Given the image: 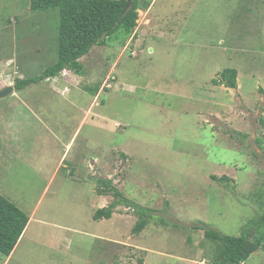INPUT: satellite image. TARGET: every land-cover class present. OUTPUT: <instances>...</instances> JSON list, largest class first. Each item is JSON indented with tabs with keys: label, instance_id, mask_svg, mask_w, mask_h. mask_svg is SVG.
Here are the masks:
<instances>
[{
	"label": "rangeland",
	"instance_id": "rangeland-1",
	"mask_svg": "<svg viewBox=\"0 0 264 264\" xmlns=\"http://www.w3.org/2000/svg\"><path fill=\"white\" fill-rule=\"evenodd\" d=\"M146 1L136 35L42 80L59 10L0 0V86L30 81L0 100V194L30 218L0 264H211L205 230L240 237L264 214V0ZM229 68L236 89L214 83ZM102 179L130 206L94 220L115 199Z\"/></svg>",
	"mask_w": 264,
	"mask_h": 264
},
{
	"label": "trees",
	"instance_id": "trees-1",
	"mask_svg": "<svg viewBox=\"0 0 264 264\" xmlns=\"http://www.w3.org/2000/svg\"><path fill=\"white\" fill-rule=\"evenodd\" d=\"M129 0H31V9L36 12L58 9L60 13L59 27V58L49 67L42 80L58 77L64 70L82 72L80 60L91 49L103 44L119 29L127 34H133L138 26L139 12L147 11L151 3L146 0H132L126 11ZM125 13V15H124ZM221 80H214L216 85H224L236 89L238 71L233 68L221 73ZM30 81L17 80L16 90H22ZM216 182L228 180L226 177L212 176ZM105 188L99 189L101 195H113L114 201L107 207L100 208L94 215V220L111 219L117 208L123 203L121 192L112 186V180L99 181ZM109 189V190H107ZM120 198V199H117ZM130 206V205H129ZM30 218L17 204L0 194V253L10 257L21 241ZM147 224L140 221L134 232H139ZM206 238L219 244L217 257L211 264H244L255 252L264 249V214L243 229L240 237L223 235L215 230H205ZM141 264L144 262L140 260Z\"/></svg>",
	"mask_w": 264,
	"mask_h": 264
},
{
	"label": "water",
	"instance_id": "water-1",
	"mask_svg": "<svg viewBox=\"0 0 264 264\" xmlns=\"http://www.w3.org/2000/svg\"><path fill=\"white\" fill-rule=\"evenodd\" d=\"M131 2H132V0H129L126 11L130 8ZM124 15H125V13H124ZM14 93H15L14 86H9L0 92V100L4 99L5 97H7L11 94H14Z\"/></svg>",
	"mask_w": 264,
	"mask_h": 264
},
{
	"label": "crops",
	"instance_id": "crops-1",
	"mask_svg": "<svg viewBox=\"0 0 264 264\" xmlns=\"http://www.w3.org/2000/svg\"><path fill=\"white\" fill-rule=\"evenodd\" d=\"M134 35H136V32L134 33ZM12 85V84H11ZM33 85H37V84H33ZM15 93H16V89H15ZM29 104L28 103H26V106H28ZM30 113L32 114V115H38L33 109H30ZM71 145V143L69 144V146ZM103 207H106V205H104V204H102L101 205V208H103ZM116 215V213H114V215H113V217Z\"/></svg>",
	"mask_w": 264,
	"mask_h": 264
},
{
	"label": "clouds",
	"instance_id": "clouds-1",
	"mask_svg": "<svg viewBox=\"0 0 264 264\" xmlns=\"http://www.w3.org/2000/svg\"><path fill=\"white\" fill-rule=\"evenodd\" d=\"M0 80H1V84H3V80H2V78H0ZM9 86H14V88L16 89V87H15V85H9ZM9 86H3V85H1L0 86V90H4L5 88H7V87H9ZM2 87V88H1ZM17 91V90H16Z\"/></svg>",
	"mask_w": 264,
	"mask_h": 264
}]
</instances>
